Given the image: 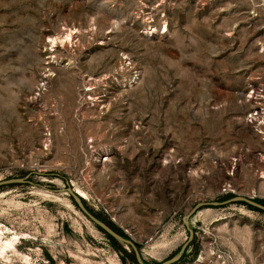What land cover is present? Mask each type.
Returning a JSON list of instances; mask_svg holds the SVG:
<instances>
[{"label":"rangeland","instance_id":"374dc122","mask_svg":"<svg viewBox=\"0 0 264 264\" xmlns=\"http://www.w3.org/2000/svg\"><path fill=\"white\" fill-rule=\"evenodd\" d=\"M260 85L264 0H0V181H31L0 187V264L131 263L68 186L149 264L179 253L197 204L264 200ZM244 203L200 208L172 264H264V211Z\"/></svg>","mask_w":264,"mask_h":264},{"label":"water","instance_id":"95a60500","mask_svg":"<svg viewBox=\"0 0 264 264\" xmlns=\"http://www.w3.org/2000/svg\"><path fill=\"white\" fill-rule=\"evenodd\" d=\"M31 181H29L27 178H11V179H7V180H2L0 181V187L5 186V185H10V184H24V183H30ZM38 186H43L41 184H38ZM66 191L68 193H70V195L72 196V198L75 200L77 206L80 208V210L99 228L105 230L108 234H110L112 237L116 238L118 241H120L121 243H124L128 246H131L136 254L137 260L139 264H147L144 257L141 254L140 249L138 248L137 244L130 238H126L123 237L122 235H120L117 231H115L111 226H109L105 221H103L102 219L98 218L95 214H93L88 207L86 206V204L84 203L83 199L71 186H68ZM236 201H243L253 207H256L262 211H264V204L254 200V199H250V198H246V197H233L227 201L224 202H204V203H199L197 204L193 210L184 218V222L188 228V230L190 231V237L189 240L182 246L181 250L179 251V253L169 259L166 260L164 262H162L161 264H172L175 263L176 261H178L182 255L186 252L187 248L189 247L191 241L194 238V231L190 226V218L203 206H216V205H224V204H228V203H232V202H236Z\"/></svg>","mask_w":264,"mask_h":264},{"label":"built area","instance_id":"2783aa9c","mask_svg":"<svg viewBox=\"0 0 264 264\" xmlns=\"http://www.w3.org/2000/svg\"><path fill=\"white\" fill-rule=\"evenodd\" d=\"M137 79L133 77V81ZM46 90V82L42 81V83L38 87L39 93H44ZM252 107L249 109L246 114V122L248 125L260 136L264 139V85L258 86L251 96ZM51 107H55V104H51ZM53 143V132L52 130L46 126L44 128V138H43V148L45 150H50ZM108 157L100 155L99 162H104ZM239 158H233L230 162L229 168H236ZM233 174V171H232ZM224 192L228 193L232 191V186L229 183H226L223 188Z\"/></svg>","mask_w":264,"mask_h":264},{"label":"trees","instance_id":"16d2710c","mask_svg":"<svg viewBox=\"0 0 264 264\" xmlns=\"http://www.w3.org/2000/svg\"><path fill=\"white\" fill-rule=\"evenodd\" d=\"M256 200V199H255ZM84 203L86 204V201L83 199ZM262 204H264V200L260 201V200H256ZM246 204L248 207L252 208V209H255V210H259V211H262L256 207H253L247 203H244ZM87 206V205H86ZM88 209L93 213L95 214L98 218L102 219L103 221H105L109 226H111L115 231H117L120 235H122L123 237H126V238H129L127 234H125L122 230L116 228L113 224H111L110 222H108L106 219H104L101 215L99 214H96L95 212H93L89 207ZM101 229V228H100ZM103 232L106 233V235L108 236V238L112 241V243L120 250V252L124 253L126 256L130 257L131 258V263L130 264H139L138 263V260H137V257H136V254H135V251L133 248H131V251H128L127 248L120 242L118 241L116 238L112 237L110 234H108L105 230L101 229ZM148 263V262H146ZM126 264H129L128 262H126ZM149 264V263H148Z\"/></svg>","mask_w":264,"mask_h":264},{"label":"bare ground","instance_id":"6f19581e","mask_svg":"<svg viewBox=\"0 0 264 264\" xmlns=\"http://www.w3.org/2000/svg\"><path fill=\"white\" fill-rule=\"evenodd\" d=\"M73 33H68L67 35H66V37L65 38H58V37H55V38H52L51 39V42L53 43V46H56V45H58V43L59 42H65V41H69V42H72L73 41ZM58 49H55V51H57ZM55 58H57V56H55ZM53 63H57L58 61L56 60V59H53V61H52ZM51 63V62H50ZM94 79V78H93ZM96 80V79H95ZM91 81V80H90ZM89 81V82H90ZM95 86V85H94ZM92 89V88H91ZM97 97V96H96ZM96 97H94L95 99H96ZM91 98H93V97H91ZM93 98V99H94ZM92 100V99H91ZM97 101V100H96ZM79 192V193H78ZM78 194L82 197V196H85V193L83 192V191H81V190H78ZM83 198V197H82ZM0 234H1V231H0ZM7 246H11L12 244L10 243V242H8L7 241V244H6Z\"/></svg>","mask_w":264,"mask_h":264}]
</instances>
